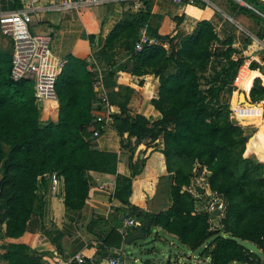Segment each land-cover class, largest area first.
<instances>
[{"label": "trees", "instance_id": "obj_1", "mask_svg": "<svg viewBox=\"0 0 264 264\" xmlns=\"http://www.w3.org/2000/svg\"><path fill=\"white\" fill-rule=\"evenodd\" d=\"M243 1L264 15L263 5ZM229 4L232 11L248 15L261 27L258 38L262 40L264 17L234 0ZM176 22L179 25L182 19ZM145 28L150 38L160 44L146 45L142 52H135ZM217 42L215 27L208 21L199 23L191 35L178 31L163 36L150 24V16L143 9L125 13L102 49L93 55L103 71L106 96L94 88L95 74L88 69L89 63L70 58L57 83L59 103H50L47 108L37 102L32 80H12V57L0 52V239L23 238L31 217L42 212L52 174L64 180L65 203L72 210L85 206L89 172L117 174V155L98 151L93 144L95 132L101 134L104 128L97 120L95 112L99 107L95 106L107 97L110 105L120 110L109 125L122 139V148L133 153L137 142L150 140L155 144L163 137L162 153L173 180L172 207L155 214L130 201L133 178L142 167L133 165V178L117 175L115 198L127 218L141 224L150 221L152 228L175 236L191 251L212 241L205 251L211 264H263L239 242H252L264 251V164L247 157L248 144L264 122V65L252 62V74L242 87L252 106L241 105L235 99L232 105L221 104L222 93L233 85L244 59H234L239 52L228 40L227 51L220 55L228 66L217 74L219 85L205 93L204 74L216 57L213 47ZM119 51L127 53L125 63L115 62ZM130 66L139 87L144 86L140 79L147 76L159 81L152 105L161 120L152 122L143 115H129V104L138 89L119 86L117 81ZM235 115L240 120H234ZM242 121L256 124L259 129L250 132L246 129L250 125L244 127ZM197 165L200 168L195 171ZM203 169L210 172V189L226 202L217 231L210 222L216 217L197 211L199 199L183 192L192 180L201 177ZM145 232L153 234L151 229ZM108 256L103 254L97 263ZM0 264L44 261L24 244L0 243Z\"/></svg>", "mask_w": 264, "mask_h": 264}, {"label": "crops", "instance_id": "obj_2", "mask_svg": "<svg viewBox=\"0 0 264 264\" xmlns=\"http://www.w3.org/2000/svg\"><path fill=\"white\" fill-rule=\"evenodd\" d=\"M60 1L42 0L39 3L33 15L31 32L50 34L53 38L52 51L56 56L67 61L70 58L86 61L89 63L90 72H92V64L95 63L94 53L102 49L124 14L133 13L136 9H143L150 16V24L163 36L173 35L178 31L191 35L203 21H208L215 27L219 42L213 47L216 57L213 58L208 73L204 74V80L212 78L208 88L219 85L217 74L223 67L228 66L227 60L220 57L229 47L228 40L233 41V48L239 52L234 57L235 60L251 58L248 63L241 65L239 70L246 67L251 72L252 62L264 65V52H262L264 49L259 43L255 44V41L253 44L249 36L252 33L251 30L256 34L259 33L261 27L256 25L248 15L232 11L229 0H198L195 5L186 3L172 5L159 0H102L94 7H81L67 11L50 10ZM253 1L264 6V0ZM235 2L264 17L245 1L235 0ZM27 6L28 0H0V13L21 11ZM83 10L90 12L87 18H83L81 14ZM177 18L182 19L179 25L176 22ZM254 37L257 39V36L254 35ZM0 52L9 54L11 57L13 53L12 41L3 36L1 31ZM126 60L127 53L117 52L115 60L117 64L125 63ZM140 80L144 81L143 87L138 86L139 79L132 75V66L120 73L118 77L119 86H131L138 89L129 104V115L132 117L143 115L152 122L159 121L162 116L152 105L155 91L160 85L159 81L153 76ZM58 103L59 101L55 104ZM49 105L50 103L44 104L45 108ZM106 112L105 107H99L95 112L98 116L97 120L104 124V128L100 136L93 140V144L98 151L117 155V174L89 172V194L85 206L80 210H72L66 206L65 183L62 178L57 186L49 181L48 188L44 192L42 212L31 217L23 238L18 241L0 239V243L24 244L36 256L41 257L44 264H68L76 255H83L93 260L95 264H109L107 258L100 263H97V258L105 253L109 255L115 249H121L125 253L129 264L130 257L125 251L126 246H129L126 244V239L137 233L141 223L136 221L139 225L131 228L127 235L121 232L125 221L129 218L122 210L121 202L115 198L117 175L133 178V165L142 167L141 173L133 178L130 201L137 208L155 214L167 212L172 207L170 186L173 180L167 172L166 158L162 153L163 137H160L155 144H151L150 140L137 142L135 151L130 153L122 148V139L109 125L111 117L120 113L119 108L111 107V117ZM252 145L259 159L264 162V131L256 136ZM131 157L133 163H131ZM1 177L0 171V179ZM196 179L192 180V185L184 188L183 192H188L192 186H196ZM150 203L151 210H149ZM205 205V200L199 198L197 211L206 212ZM153 228L155 229L151 228V230L156 232V240L167 242V237L178 240L161 228ZM205 258L211 262L208 254H205Z\"/></svg>", "mask_w": 264, "mask_h": 264}, {"label": "built area", "instance_id": "obj_3", "mask_svg": "<svg viewBox=\"0 0 264 264\" xmlns=\"http://www.w3.org/2000/svg\"><path fill=\"white\" fill-rule=\"evenodd\" d=\"M42 0H28V6L21 11L1 14L0 13V31L1 34L12 41V71L11 78L14 82H20L24 79H32L35 87V97L40 104L58 102L57 83L63 73L68 61L56 56L52 51L53 38L50 34H33L31 24L33 15L38 9ZM172 5H195L198 0H159ZM102 0H61L59 4L50 8L53 11H67L73 9L94 7L99 5ZM258 43L264 49V37ZM159 41L150 38L147 29L141 32V39L135 47V52H142L144 46L159 45ZM95 61V60H94ZM95 66V68H94ZM243 68L239 70L233 80V86L240 88L244 79ZM91 71L95 74L94 88L106 96V89L103 85V71L95 61L92 64ZM105 107L106 113L111 117V105L109 99L104 97L99 104L95 106ZM110 122V120H109ZM100 136L95 132V137ZM199 169L197 167L196 171ZM204 172V171H203ZM207 170H205V173ZM61 177L54 173L51 175V183L54 186L59 185ZM198 186L204 188V194H200ZM196 198H205L206 212L211 215L220 212V217L224 216L226 202L223 196L210 189L209 184L205 186L196 184L188 190ZM210 198V202L208 201ZM139 224L132 218L125 221L122 233L127 235L129 230ZM109 264H127L125 253L121 249H115L107 258ZM68 264H95V262L83 255L74 256Z\"/></svg>", "mask_w": 264, "mask_h": 264}, {"label": "rangeland", "instance_id": "obj_4", "mask_svg": "<svg viewBox=\"0 0 264 264\" xmlns=\"http://www.w3.org/2000/svg\"><path fill=\"white\" fill-rule=\"evenodd\" d=\"M89 13L90 12L87 10L81 11L83 18H87ZM251 32L252 33L249 36H251L253 40L252 41L253 44L255 42H256L255 44H257L258 41H261V39L258 38V33L256 34L253 30H251ZM254 35L257 36V39L254 37ZM262 52H264V50H262ZM250 60L251 58L247 57V59L244 60V63L242 65L248 63ZM208 79L211 80L212 78H208ZM210 80L203 81L202 90L205 91V93L208 90V83L210 82ZM242 92H244V90L241 87L238 88L233 85H230L228 90L224 92V94L222 95L220 103L221 104L229 103L232 105V103H234V99L239 100L240 94ZM233 119L240 120L237 117V115L233 116ZM242 122H243L242 126L244 127H248L250 125L249 128H246L250 130V132L254 130V128L256 129L259 127L256 124H253L249 121H242ZM262 131H264V122L261 129L250 140L248 144L247 157L255 158L257 161L264 164V162H262L261 159H259V156L256 153V149L252 145L256 136ZM197 167L200 168V166L197 165L195 167V171ZM205 170L207 169H203L204 172L201 175V177L196 179V184H201L205 186L208 183L207 178L210 176V172H208L207 170V172L205 173ZM208 201L210 202V198H208ZM222 218L223 217L221 216L219 219L218 218L212 219L211 225L213 230L217 231L221 228L220 219ZM152 229L154 230L155 228ZM156 238H157V234L156 232L153 231L152 237H148L145 241H141L138 248L131 249L129 246H126L125 251L127 255L130 257L129 264H211V262L207 261V259L205 258V251L206 249L209 248L212 241H209V243H207L205 246H203L197 251H191L187 246L182 245L176 239L173 240L170 237H167V242H165V241H159V239L156 240ZM239 243L242 246H244L247 250H249L251 253L258 256L261 259L262 263L264 264V253L260 251L252 242L245 241ZM135 260H137V262H135ZM233 264H241V263H233Z\"/></svg>", "mask_w": 264, "mask_h": 264}, {"label": "water", "instance_id": "obj_5", "mask_svg": "<svg viewBox=\"0 0 264 264\" xmlns=\"http://www.w3.org/2000/svg\"><path fill=\"white\" fill-rule=\"evenodd\" d=\"M239 103L241 105L252 106V104L250 103L248 97L246 96V94L244 92H242L240 94ZM198 191L201 194H204V190L201 187L198 188ZM151 207H152V205L150 203L149 204V210H151ZM215 215L220 217L221 214H220V212H217V213H215ZM151 228H152V226H151L150 221H144L140 225L139 229L137 230V233L126 239V244L129 245V247H130V245H132L131 249L138 248L141 241H145L148 237H152V235H148L145 232L146 229H151ZM263 253H264V251H263Z\"/></svg>", "mask_w": 264, "mask_h": 264}, {"label": "bare ground", "instance_id": "obj_6", "mask_svg": "<svg viewBox=\"0 0 264 264\" xmlns=\"http://www.w3.org/2000/svg\"><path fill=\"white\" fill-rule=\"evenodd\" d=\"M246 68V67H245ZM244 68V70H243V76H244V79H243V81H242V83H241V88L243 87V86H245L247 83H248V81H249V79H250V76H251V74H252V71L251 72H249L248 71V69L246 68L245 69Z\"/></svg>", "mask_w": 264, "mask_h": 264}]
</instances>
